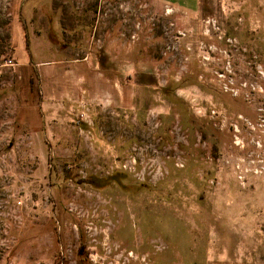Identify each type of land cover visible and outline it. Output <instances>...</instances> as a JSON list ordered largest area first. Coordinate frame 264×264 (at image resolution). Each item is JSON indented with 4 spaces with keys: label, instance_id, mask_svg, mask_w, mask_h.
<instances>
[{
    "label": "rangeland",
    "instance_id": "obj_1",
    "mask_svg": "<svg viewBox=\"0 0 264 264\" xmlns=\"http://www.w3.org/2000/svg\"><path fill=\"white\" fill-rule=\"evenodd\" d=\"M177 3L0 0V264L264 243V0ZM87 53L133 105L101 75L92 100L51 95L49 64L78 82Z\"/></svg>",
    "mask_w": 264,
    "mask_h": 264
},
{
    "label": "crops",
    "instance_id": "obj_2",
    "mask_svg": "<svg viewBox=\"0 0 264 264\" xmlns=\"http://www.w3.org/2000/svg\"><path fill=\"white\" fill-rule=\"evenodd\" d=\"M159 3H163V0H157ZM177 5L183 8H194L199 6L200 0H178ZM26 38V34H25ZM78 60L85 66L87 69L83 72V77H80L78 82L72 80L71 67L67 68L68 74L65 73V77L69 76L70 78L61 79L60 69L61 67L54 63L49 64V69L53 71V75L50 78L51 86H49L50 93L55 98H60L63 96V92L66 93V90L70 89L76 90V94H80V89L85 92L86 101L92 100L96 95V78L101 75L104 76L107 81H109V87L111 88L114 83V87L118 90V93L115 97H110L109 101H114L119 105L130 107L134 104L135 100V90L130 88V85L121 82L122 77L118 74L112 78V74L106 73L103 71L97 72L94 68V64L91 60V54L87 53L81 59ZM75 60H71V63H76ZM91 60V61H90ZM79 64V63H76ZM73 66V64H72ZM66 69V68H65ZM64 69V70H65ZM49 83V84H50ZM67 90V93H69ZM88 104V103H87ZM209 254L206 264H264V243L262 245H257L256 243H243L242 241H235L232 243H215L209 247Z\"/></svg>",
    "mask_w": 264,
    "mask_h": 264
},
{
    "label": "trees",
    "instance_id": "obj_3",
    "mask_svg": "<svg viewBox=\"0 0 264 264\" xmlns=\"http://www.w3.org/2000/svg\"><path fill=\"white\" fill-rule=\"evenodd\" d=\"M94 180V179H93Z\"/></svg>",
    "mask_w": 264,
    "mask_h": 264
}]
</instances>
